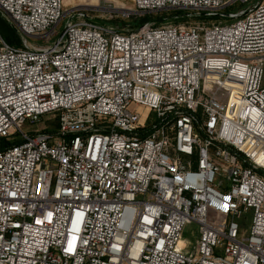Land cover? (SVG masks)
<instances>
[{"label":"built area","instance_id":"built-area-1","mask_svg":"<svg viewBox=\"0 0 264 264\" xmlns=\"http://www.w3.org/2000/svg\"><path fill=\"white\" fill-rule=\"evenodd\" d=\"M132 1L0 0V264H264V0Z\"/></svg>","mask_w":264,"mask_h":264},{"label":"rangeland","instance_id":"rangeland-1","mask_svg":"<svg viewBox=\"0 0 264 264\" xmlns=\"http://www.w3.org/2000/svg\"><path fill=\"white\" fill-rule=\"evenodd\" d=\"M259 0H251L250 3L244 4L238 2L233 7L229 8L228 10H238L240 7H248L253 5L254 3L258 2ZM65 4L68 7H75L79 11H82L84 13H89L91 16H93L95 19L102 20L107 22L109 25H113L121 30H129L133 28V17H135L136 14L134 9V4L132 0H65ZM175 9H163L158 11H152L155 13L156 16L161 15H170L173 13ZM62 22L59 23V26L56 28L57 32H61L62 30ZM100 22V21H99ZM177 21H168L161 24L166 23H175ZM57 39V37H53V39ZM52 39V40H53ZM32 40V39H30ZM33 41V40H32ZM39 44H46V39H43L42 41L38 42ZM58 121L57 120H47V118H42V121H40L37 125L39 127H49L53 128L57 126ZM250 220L246 221L244 223V231L248 233L249 227H250ZM198 225L196 223H192L187 226L183 233V238L185 240L186 246L194 248L196 245V240L198 239Z\"/></svg>","mask_w":264,"mask_h":264},{"label":"trees","instance_id":"trees-1","mask_svg":"<svg viewBox=\"0 0 264 264\" xmlns=\"http://www.w3.org/2000/svg\"><path fill=\"white\" fill-rule=\"evenodd\" d=\"M182 14L183 11L175 10L173 11V13L167 16L166 15L156 16L154 12H146L144 15H136L135 17H133V22H134L133 28L130 30L138 29L149 22H154L155 24L159 25L161 23L168 22L171 20L172 21L186 20L184 16L182 17ZM98 21L104 24H108L107 22L102 20H98ZM0 31L9 42L15 45L19 44L20 42L19 34L1 15H0ZM9 144L10 142H8L6 139L4 138L0 139V148H4Z\"/></svg>","mask_w":264,"mask_h":264},{"label":"bare ground","instance_id":"bare-ground-1","mask_svg":"<svg viewBox=\"0 0 264 264\" xmlns=\"http://www.w3.org/2000/svg\"><path fill=\"white\" fill-rule=\"evenodd\" d=\"M64 6L67 8V5L65 4V0H64Z\"/></svg>","mask_w":264,"mask_h":264}]
</instances>
